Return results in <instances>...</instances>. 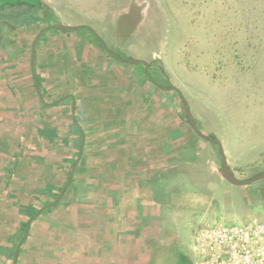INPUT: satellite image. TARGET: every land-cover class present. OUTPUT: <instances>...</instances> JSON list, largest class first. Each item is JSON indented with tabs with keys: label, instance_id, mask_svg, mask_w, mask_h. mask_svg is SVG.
Masks as SVG:
<instances>
[{
	"label": "crops",
	"instance_id": "obj_1",
	"mask_svg": "<svg viewBox=\"0 0 264 264\" xmlns=\"http://www.w3.org/2000/svg\"><path fill=\"white\" fill-rule=\"evenodd\" d=\"M88 31L43 33L33 66L29 39L0 47V264L42 207L15 264H149L156 226H173L168 206L191 202L170 92Z\"/></svg>",
	"mask_w": 264,
	"mask_h": 264
},
{
	"label": "rangeland",
	"instance_id": "obj_2",
	"mask_svg": "<svg viewBox=\"0 0 264 264\" xmlns=\"http://www.w3.org/2000/svg\"><path fill=\"white\" fill-rule=\"evenodd\" d=\"M133 1L141 19L126 36L117 20ZM50 2L61 21L97 23L107 44L128 57L160 60L154 71L164 86L170 80L183 90L200 130L222 140L235 175L264 170V0ZM165 90L172 97L171 125L188 136L180 185L192 204L168 206L173 226H156L149 264H193L192 245L204 224L264 214V178L249 185L221 178L218 146L195 135L178 93Z\"/></svg>",
	"mask_w": 264,
	"mask_h": 264
},
{
	"label": "built area",
	"instance_id": "obj_3",
	"mask_svg": "<svg viewBox=\"0 0 264 264\" xmlns=\"http://www.w3.org/2000/svg\"><path fill=\"white\" fill-rule=\"evenodd\" d=\"M193 264H264V214L227 223L216 217L196 232Z\"/></svg>",
	"mask_w": 264,
	"mask_h": 264
},
{
	"label": "water",
	"instance_id": "obj_4",
	"mask_svg": "<svg viewBox=\"0 0 264 264\" xmlns=\"http://www.w3.org/2000/svg\"><path fill=\"white\" fill-rule=\"evenodd\" d=\"M53 27L60 28V29L88 28L94 34V36L101 42L103 47L110 54H112L115 58H117L118 60L123 61V62H127V63H133V64L144 63L146 72H148L149 67L152 64V60H146L144 58L133 57V56L132 57H128V58H125V57L121 56L115 49H113L112 47L108 46L106 44V42L104 41V39L102 38V36L98 33V31L92 25H90L88 23L67 24V23H64V22H59L57 24L49 25V26H46V27L42 28L39 31V33L37 34V36L35 37V39L33 40V43H32V48H33L32 49V60H31L32 66H33V60L35 58V53H36V48H35L36 40L39 38V36L42 34V32L44 30H46L48 28H53ZM34 76H35L36 86H37V88H39L37 76L35 75V73H34ZM150 78H151V80H153V82L157 86H160V87H162L164 89L175 90L178 93V95H179V97L181 99V102H182V104L184 106V109H185V112H186L187 122L190 125V127L192 128L193 132L198 137H200V138H202L204 140H207V141L214 142V143L217 144L218 150H219L220 159H221V168L219 169V173H220L222 178L226 179L227 181H229L231 184H234V185H249V184H251V183H253L255 181H258V180L264 178V170H262L260 172H257L254 175H252L250 177H246V178H242V177L236 176L234 171H233V168L228 163L227 155H226L222 140L216 135H209V134H206V133H204L203 131L200 130V128L197 126V124L195 122L194 115H193V113L191 111V108L189 107L187 97H186L185 93L183 92V90L179 86H177L176 84L172 83L170 80L168 81V85L167 86H161V85H159V83L157 81H155L153 79L152 76H150ZM74 106H75V103H73L72 109H74ZM75 122H76V120H75ZM81 132H82V139H81V144H80L78 157H80V155L82 153L83 145H84V141H85V134H84L83 130H81ZM74 166H75V164L73 165V169H74ZM71 179L72 178L69 177V179L65 183V185L62 188V190H61L60 194L58 195V197L53 202H51V203H49L47 205H52V204H55V203L60 201V199H61L66 187L71 182ZM42 209H43V207L41 209H39L35 214H33L31 216V218L27 221L25 232L22 235V237H21L20 241L18 242V244H17V246L15 248V251H14L13 264H15L16 261H17L20 245L25 240V238L27 237V234H28L32 219L38 213H40L42 211Z\"/></svg>",
	"mask_w": 264,
	"mask_h": 264
},
{
	"label": "flooded vegetation",
	"instance_id": "obj_5",
	"mask_svg": "<svg viewBox=\"0 0 264 264\" xmlns=\"http://www.w3.org/2000/svg\"><path fill=\"white\" fill-rule=\"evenodd\" d=\"M59 22L64 21L59 18L50 0H0V47L10 46L17 50L21 47V40L27 38L32 48L33 40L42 28ZM56 29L44 30L39 38L43 33Z\"/></svg>",
	"mask_w": 264,
	"mask_h": 264
},
{
	"label": "trees",
	"instance_id": "obj_6",
	"mask_svg": "<svg viewBox=\"0 0 264 264\" xmlns=\"http://www.w3.org/2000/svg\"><path fill=\"white\" fill-rule=\"evenodd\" d=\"M131 18H133L134 20L131 21ZM141 19V12H140V8L139 5L136 4V2H132L130 9L126 12L123 13L121 16H119L118 20H117V24H118V29H122L125 31L126 36H129L130 33H133L136 28L137 25L139 23ZM82 30H86L88 31V28H82ZM89 35L92 37V39L97 42V43H101L95 36L94 34H92V32L88 31ZM121 56L127 57V55L125 53H123L122 51H120L119 49H115ZM160 62V60H152V64L151 67L149 68V72H147V76L150 78V76L153 77V79L155 81H157L160 85H166V83L158 76V74L154 71V68L156 67L157 63ZM141 64V63H138ZM151 79V78H150ZM153 81V80H151ZM195 122L197 123V119L194 117ZM196 135V134H195ZM210 142L212 145H217L214 142L208 141ZM219 153V150H218Z\"/></svg>",
	"mask_w": 264,
	"mask_h": 264
}]
</instances>
